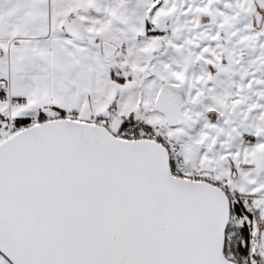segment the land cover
Returning <instances> with one entry per match:
<instances>
[{"label": "snow or ice", "instance_id": "1", "mask_svg": "<svg viewBox=\"0 0 264 264\" xmlns=\"http://www.w3.org/2000/svg\"><path fill=\"white\" fill-rule=\"evenodd\" d=\"M0 264H264V0H0Z\"/></svg>", "mask_w": 264, "mask_h": 264}]
</instances>
